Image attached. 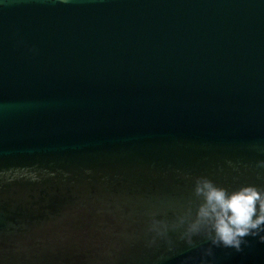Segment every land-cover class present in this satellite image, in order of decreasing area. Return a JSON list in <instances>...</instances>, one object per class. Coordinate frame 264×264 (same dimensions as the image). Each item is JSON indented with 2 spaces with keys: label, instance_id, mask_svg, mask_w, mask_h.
Here are the masks:
<instances>
[{
  "label": "water",
  "instance_id": "1",
  "mask_svg": "<svg viewBox=\"0 0 264 264\" xmlns=\"http://www.w3.org/2000/svg\"><path fill=\"white\" fill-rule=\"evenodd\" d=\"M204 179L264 190V0H0V264H264Z\"/></svg>",
  "mask_w": 264,
  "mask_h": 264
},
{
  "label": "clouds",
  "instance_id": "2",
  "mask_svg": "<svg viewBox=\"0 0 264 264\" xmlns=\"http://www.w3.org/2000/svg\"><path fill=\"white\" fill-rule=\"evenodd\" d=\"M196 194L203 202L188 225L189 237L202 232L212 246L240 251L247 244L246 236L256 237L264 231V190L246 186L229 193L204 179L198 182ZM259 242L264 243V235H259ZM206 254L210 256L211 251Z\"/></svg>",
  "mask_w": 264,
  "mask_h": 264
}]
</instances>
